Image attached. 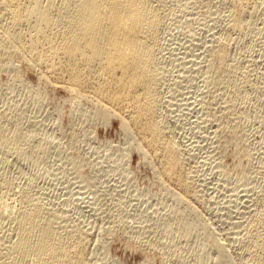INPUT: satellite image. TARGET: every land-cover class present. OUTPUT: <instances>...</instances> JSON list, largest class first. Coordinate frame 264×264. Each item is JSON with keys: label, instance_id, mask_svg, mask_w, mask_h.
<instances>
[{"label": "rangeland", "instance_id": "obj_1", "mask_svg": "<svg viewBox=\"0 0 264 264\" xmlns=\"http://www.w3.org/2000/svg\"><path fill=\"white\" fill-rule=\"evenodd\" d=\"M152 1L161 19L156 117L165 139L185 148L192 209L179 210L164 188L177 186L158 180L157 163L143 158L118 118L74 103L15 50L0 51L2 199L14 216L38 202L63 233L84 237L79 264H219L212 239L243 264L245 227L264 216V0H254L239 29L231 0ZM220 43L228 65L217 76ZM236 124L238 148L229 133Z\"/></svg>", "mask_w": 264, "mask_h": 264}, {"label": "bare ground", "instance_id": "obj_2", "mask_svg": "<svg viewBox=\"0 0 264 264\" xmlns=\"http://www.w3.org/2000/svg\"><path fill=\"white\" fill-rule=\"evenodd\" d=\"M231 1L234 28L239 29L248 7L255 1ZM0 30V51L24 53L30 66L40 70L42 81L52 80L76 104L90 103L97 117L118 118L121 129L135 140L134 147L143 158L157 163L158 180L168 179L178 188H166L162 182L164 185L159 187L164 186L167 195L173 193L179 210L192 209L190 200L195 187L193 178L190 181L184 171V147L180 149L178 143L166 140L156 117L161 80V19L152 0H0ZM213 52L211 69L220 76L227 70L228 50L223 43ZM232 126L230 143L238 148L242 137L239 126ZM190 153L187 157L192 158ZM3 189L0 182V264H79L84 259V237L81 239L73 231L63 233L56 224V216L38 202L26 201L19 207L18 215L14 216V211L13 215L8 214L11 201L2 199ZM251 218L248 224L245 221L247 233L237 247L242 251L243 264H264V216L255 213ZM226 243L211 240L219 264H232Z\"/></svg>", "mask_w": 264, "mask_h": 264}]
</instances>
